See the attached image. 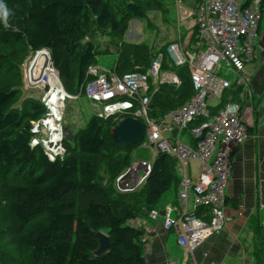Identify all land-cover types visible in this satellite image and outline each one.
<instances>
[{"label": "trees", "instance_id": "obj_1", "mask_svg": "<svg viewBox=\"0 0 264 264\" xmlns=\"http://www.w3.org/2000/svg\"><path fill=\"white\" fill-rule=\"evenodd\" d=\"M251 2L246 0L243 8ZM3 3L11 14L7 26L0 18V264H147L145 233L133 222L148 218L170 190L173 203H178L177 159L158 153L145 183L135 190H119L117 178L133 163L134 147L142 145L124 148L114 141L112 128L131 115L122 112L108 117L93 114L74 133L65 125L64 154L51 159L42 141L33 143L34 122L42 121L49 110L41 98L24 96L21 65L31 53L46 49L65 91L79 98L94 79L89 67L98 64L103 52L97 33L109 35L118 45L111 70L120 76L146 72L162 54V70L174 72L181 84H159L156 91L151 85L149 114L160 118L194 96L189 66L172 64L168 45L157 50L155 45L126 41L125 36L131 20L149 22L150 11L167 10L165 1ZM261 7L264 13V1ZM192 31L188 48L198 41L196 25ZM243 87L235 83L227 88L218 104L209 106L210 114L219 113L229 102L241 104ZM204 119H196L194 125ZM233 201L227 197L226 204ZM203 211L204 206L195 213ZM249 227L258 236L264 233L258 223ZM96 231L106 232L111 240L109 251L101 256L93 254L99 247ZM258 255V264H264V243Z\"/></svg>", "mask_w": 264, "mask_h": 264}, {"label": "built area", "instance_id": "obj_2", "mask_svg": "<svg viewBox=\"0 0 264 264\" xmlns=\"http://www.w3.org/2000/svg\"><path fill=\"white\" fill-rule=\"evenodd\" d=\"M263 1L252 0L246 8H243L242 0H200L196 4L192 18L195 20L197 43L188 48L183 42L175 41L166 49L172 64L189 66L195 94L186 104L160 118L149 114L151 85H155L156 91L159 84H181L174 72L162 70V54L146 72L133 71L120 76L98 64L88 69V74L94 79L86 86L85 95L102 104L103 111L98 115L108 117L117 112L131 113L145 124L143 146H152L154 157L163 152L177 159L176 170L181 177L178 203L168 205L162 213L157 208L153 209L149 218L156 220L161 215L164 228L174 231L178 244L192 254L230 221L226 187L231 155L249 138L250 131L243 119L240 103L229 102L214 115L210 114L209 106L212 105L210 100L220 98L233 84H247L245 66L255 58ZM55 71L58 76V71ZM37 83L51 85L49 76L44 74ZM61 87L58 108L61 103L60 108L63 109L66 98L78 97L68 94L62 84ZM52 90L42 99L48 109L51 107L49 96ZM122 97L129 98L123 100ZM134 100L138 102L137 106ZM200 117L205 119L194 125ZM56 120L59 118L55 115L53 122L48 123L51 130L54 125V135L49 141H43L51 159L65 151L62 143H54L57 138L61 142L64 138L57 135L62 126ZM41 123L47 125L44 119L34 122V132L40 131ZM184 131L187 132L185 138L182 136ZM55 136L58 137L54 139ZM33 143L38 144L39 139H33ZM150 172L151 165L133 162L117 179L119 190H135L145 183ZM202 206L206 211L197 215L195 211Z\"/></svg>", "mask_w": 264, "mask_h": 264}, {"label": "crops", "instance_id": "obj_3", "mask_svg": "<svg viewBox=\"0 0 264 264\" xmlns=\"http://www.w3.org/2000/svg\"><path fill=\"white\" fill-rule=\"evenodd\" d=\"M195 5L193 9L184 6L178 9L182 21H191L186 27L188 32L181 31L179 40L187 41L192 32ZM245 72L248 82L243 87L241 105L250 136L231 155L226 187L228 198L234 200L227 204L230 221L193 254L178 244L174 231L164 228L161 215L156 220L148 217L134 221L145 233L147 264H258L259 233L249 225L253 222L258 223V230L260 226L264 228V13L255 40V58L246 64ZM215 100L210 103L218 104L219 101L212 103ZM50 121L47 119L46 123ZM66 133L63 128L57 135L64 137ZM54 143L59 145L63 141L57 138ZM173 198L174 194L165 197L157 210L162 213L173 204Z\"/></svg>", "mask_w": 264, "mask_h": 264}, {"label": "rangeland", "instance_id": "obj_4", "mask_svg": "<svg viewBox=\"0 0 264 264\" xmlns=\"http://www.w3.org/2000/svg\"><path fill=\"white\" fill-rule=\"evenodd\" d=\"M165 1L164 6L167 10H159L154 9L149 12V22L146 20H138L133 19L130 23V29L125 36V40L129 42H143L151 45H155V48L159 50L162 46L169 45L173 43L175 40H179L181 37L182 32H188L186 29L188 23L190 24L191 21H182L178 12V6L188 7L193 9L195 5V0H181L180 3L178 0H163ZM195 9V8H194ZM195 25V20L193 22ZM181 25V27H179ZM193 32V31H192ZM192 32L189 35V38L192 35ZM97 42L99 44L100 49L103 51L101 52L98 57V65L111 69L118 57V45L115 43L109 35L97 33L96 35ZM187 41H183L184 45L186 46L188 43ZM193 46V45H192ZM191 48V47H190ZM45 52V51H44ZM35 55L31 53L22 63L21 65V73H22V87L24 91V96L33 95L35 97L45 98L47 94L50 92V89L53 88L57 84L56 75L53 72H48L49 70V63L45 65V72L50 75L52 85L42 86L34 81V77L30 75V65L34 60ZM58 79L60 80L58 83L62 84L60 76L58 75ZM59 86V84H57ZM63 86V84H62ZM61 89V87H60ZM65 90V89H64ZM54 93V92H53ZM68 93V92H67ZM69 94V93H68ZM55 97L51 102V107H49V113L47 117H51L52 115H56L59 120H56L62 128H65V125L70 126L74 133L78 128H83L86 126L88 120L93 114H99L103 111V106L100 103H95L91 101L88 97L79 96V98L75 97H68L64 102V107L61 109V103H59V108H57V97H61V94L54 93ZM218 97L212 103L218 102ZM53 112V114H52ZM52 114V115H51ZM59 114H61L59 116ZM53 121H50L52 123ZM41 126L43 127L41 129ZM54 125L52 126V130H54ZM42 130V131H41ZM49 128V124L47 126H43L42 123L40 125V131L37 132V138L39 141H49L54 135V132ZM182 136L185 138L187 136V132L184 131ZM64 154V152L62 153ZM131 159L133 162L142 161L143 165H151L154 161V149L152 146H143L139 145L134 147L131 153ZM130 167V166H129ZM129 169V168H128ZM126 169L124 172H127ZM124 174V173H122ZM118 179V178H117ZM116 186H118V182H116ZM118 188V187H117ZM173 194V190H170L166 193L165 197H170ZM165 197L163 199H165ZM161 203V202H160ZM258 240H260V245L264 243V233H261L258 236Z\"/></svg>", "mask_w": 264, "mask_h": 264}, {"label": "water", "instance_id": "obj_5", "mask_svg": "<svg viewBox=\"0 0 264 264\" xmlns=\"http://www.w3.org/2000/svg\"><path fill=\"white\" fill-rule=\"evenodd\" d=\"M46 54L49 56V59L51 60V57L48 51ZM46 64H47V61L45 58H42V60L37 63V67H36L37 71H36V74L33 75L34 81L37 82L41 79V77L43 76V72H44V68ZM51 66L54 67L52 61H51ZM58 75H59V72H58ZM145 130H146L145 124L141 119L129 115L117 122V124L112 128L111 134H112L114 141L118 145H120L121 147L127 148V147L134 146L140 143L144 138ZM123 176L121 178H123ZM95 234L99 239V247L94 251L93 254L95 256H101L109 251L110 246H111V240H110L109 235L104 231H96Z\"/></svg>", "mask_w": 264, "mask_h": 264}, {"label": "bare ground", "instance_id": "obj_6", "mask_svg": "<svg viewBox=\"0 0 264 264\" xmlns=\"http://www.w3.org/2000/svg\"><path fill=\"white\" fill-rule=\"evenodd\" d=\"M45 50H43V51H40L39 53H38V55H36V60L34 61V63H33V65H32V67H31V75H34V74H36V67H37V63L39 62V61H41L42 60V58H45L46 59V61H47V63H49V65H51V62H50V59H49V56L46 54L47 53V51H45ZM54 71V73H55V75H56V78H57V80L58 81H56L57 82V84H59V86H57V84L55 85V86H52L53 87V90H52V92H51V94H50V96H49V98H51V100L53 101V98L55 97V95H54V93H56V94H61V92H62V87H61V85H60V83H58L60 80L58 79V76H57V72L55 71V69L52 67V66H49V70H48V72H53ZM47 72V73H48ZM46 72H45V69H44V72H43V74L46 76H49V79H50V83H51V78H50V75L49 74H47ZM51 85H52V83H51ZM60 87H61V89H60ZM54 92V93H53ZM58 99H59V97H57V108H58ZM51 101V102H52ZM52 114H53V112H52ZM51 114V115H52ZM54 118H55V116L54 115H52L51 117H45L44 118V120H45V125L47 124L46 123V120L48 119V120H51V121H53L54 120ZM47 126V125H46Z\"/></svg>", "mask_w": 264, "mask_h": 264}, {"label": "clouds", "instance_id": "obj_7", "mask_svg": "<svg viewBox=\"0 0 264 264\" xmlns=\"http://www.w3.org/2000/svg\"><path fill=\"white\" fill-rule=\"evenodd\" d=\"M10 14H11L10 10L3 3V0H0V18L3 19L5 26L8 25V19H9Z\"/></svg>", "mask_w": 264, "mask_h": 264}]
</instances>
